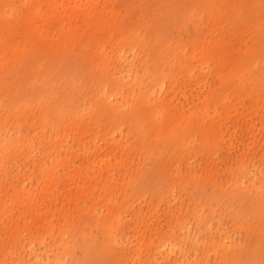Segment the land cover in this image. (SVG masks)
Masks as SVG:
<instances>
[{
	"label": "rangeland",
	"instance_id": "rangeland-1",
	"mask_svg": "<svg viewBox=\"0 0 264 264\" xmlns=\"http://www.w3.org/2000/svg\"><path fill=\"white\" fill-rule=\"evenodd\" d=\"M0 264H264V0H0Z\"/></svg>",
	"mask_w": 264,
	"mask_h": 264
}]
</instances>
